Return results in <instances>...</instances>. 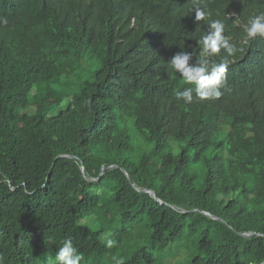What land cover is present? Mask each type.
Here are the masks:
<instances>
[{
	"label": "trees",
	"instance_id": "1",
	"mask_svg": "<svg viewBox=\"0 0 264 264\" xmlns=\"http://www.w3.org/2000/svg\"><path fill=\"white\" fill-rule=\"evenodd\" d=\"M260 13L264 0H0V262L47 264L71 238L81 264H158L185 241L180 264H264V37L246 32ZM212 20L239 50L201 101L168 63L221 62L198 43Z\"/></svg>",
	"mask_w": 264,
	"mask_h": 264
},
{
	"label": "clouds",
	"instance_id": "2",
	"mask_svg": "<svg viewBox=\"0 0 264 264\" xmlns=\"http://www.w3.org/2000/svg\"><path fill=\"white\" fill-rule=\"evenodd\" d=\"M201 0H194L199 5ZM196 21L205 20L208 16L199 6L195 8ZM0 23L7 24V19H0ZM225 25L220 20H212L209 24V31L198 43H201L206 54H218L223 49L226 56L219 63H209L207 60H199L195 64L190 63L191 55L181 51L174 55L168 65L188 83L195 85L196 98L215 100L221 96L220 88L226 80L231 61L228 57L233 56L239 49L229 42V38L223 35ZM247 36L256 38L264 37V13L254 16L246 27ZM177 99L185 103L193 102V89L187 88L177 94ZM110 235V234H109ZM117 245V241L106 237V247L111 249ZM83 255L73 245L71 238L63 241L62 247L58 249L55 256L48 259L47 264H81ZM114 264H124L123 258L112 257ZM2 264V262H0Z\"/></svg>",
	"mask_w": 264,
	"mask_h": 264
},
{
	"label": "rangeland",
	"instance_id": "3",
	"mask_svg": "<svg viewBox=\"0 0 264 264\" xmlns=\"http://www.w3.org/2000/svg\"><path fill=\"white\" fill-rule=\"evenodd\" d=\"M83 62L86 65H89L90 67L85 68L82 72H93L95 71L96 67H91V65H94V63H89L86 61V59L83 60ZM86 75V74H85ZM59 108H66V103L63 104L62 107ZM38 112V111H36ZM44 118L48 119L49 115L48 113H43ZM93 223V222H91ZM93 224H97V223H93ZM139 246V245H138ZM192 247H194L193 244H190L189 242L185 241L182 243L181 247H173V248H169L166 249L165 251L161 252L159 254V262L158 264H180V261L184 262L186 261L187 257L190 255L191 253V249ZM119 255V254H117Z\"/></svg>",
	"mask_w": 264,
	"mask_h": 264
},
{
	"label": "water",
	"instance_id": "4",
	"mask_svg": "<svg viewBox=\"0 0 264 264\" xmlns=\"http://www.w3.org/2000/svg\"><path fill=\"white\" fill-rule=\"evenodd\" d=\"M144 192L149 193V194L152 195L156 200H158L157 197H156V195H155V193H154L153 191L145 190ZM158 201H159V200H158Z\"/></svg>",
	"mask_w": 264,
	"mask_h": 264
}]
</instances>
